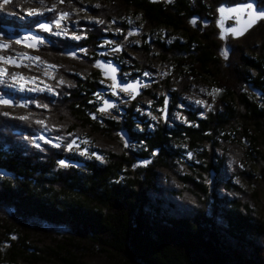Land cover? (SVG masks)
Listing matches in <instances>:
<instances>
[{"label": "trees", "instance_id": "obj_1", "mask_svg": "<svg viewBox=\"0 0 264 264\" xmlns=\"http://www.w3.org/2000/svg\"><path fill=\"white\" fill-rule=\"evenodd\" d=\"M252 1L106 0L107 8H95L110 23L131 8L148 30L172 28L187 37L133 47L141 58L157 51L153 60L172 67L170 80H158L156 87L177 104L198 77L220 90L217 107L184 111L189 125L159 120L150 129L133 105L120 118L98 111L104 79L95 61L109 58L98 50L104 37L112 38L114 24L108 33L92 28L80 39H64V47L58 37L46 36L38 54L57 66L55 92L20 93L27 119L1 109L9 115L0 114V264H264V220L250 203L222 191L229 187L222 176L225 158L213 153L223 143L240 147L242 160L257 163L264 179V153L258 150L264 137V21L243 38L228 39L227 58L214 23L219 7ZM256 1L264 7V0ZM42 20L44 15L20 20L0 14V43L17 49L7 29L39 31ZM203 20L212 24L201 28ZM255 33L260 36L252 42ZM68 46L82 50L86 60L78 63L57 51ZM141 62L135 59L139 71L131 77L148 71ZM147 93L161 104V97ZM72 139L86 141L88 153L68 151ZM180 145L190 151L185 159ZM245 166L242 174L251 176Z\"/></svg>", "mask_w": 264, "mask_h": 264}, {"label": "rangeland", "instance_id": "obj_2", "mask_svg": "<svg viewBox=\"0 0 264 264\" xmlns=\"http://www.w3.org/2000/svg\"><path fill=\"white\" fill-rule=\"evenodd\" d=\"M0 2H2V0H0ZM256 2L258 3V1ZM105 3L108 4L106 0H62V2L61 0H43V3H41V0H12L11 3L5 5L3 8H0V14L4 15V17L14 16L16 19L21 20L32 17L27 15V11L30 9H36L40 13L39 15H44L47 20H42L40 23L49 24L51 31L44 32L42 30L36 31L20 29L18 32L13 34V29L8 28L7 31L10 33L8 36L12 38L14 42L21 40L22 43H16L21 47L18 46L17 49H14L9 44L8 49L0 50V55L5 57H15L17 63H21L22 65L26 64L28 67H15L12 64H3L2 62H0V67H4L8 74L15 72L29 78L27 87L35 86L43 88L45 85L51 87V83L54 82V77L57 76V66L50 61L51 58L48 57L47 54H38V50L40 51L44 48V44L48 41L46 36L53 35L54 37H58L57 40L59 41L56 42L59 46L64 47L63 44L66 45V43L63 42L64 39L72 40L77 36L80 38L84 37L86 35V31L91 30L92 28L100 29L103 33H108L110 32V29H112L110 26L114 24L119 31L116 29L115 32H111L113 34L112 38L104 37L98 50V53L109 58L99 57L95 61L96 67L102 72V77L104 79L102 82L104 89L98 93L95 100L96 104L98 105V108H100L104 106V101L107 100L111 105H113V107H110L107 111L103 112L106 116L120 118L121 115L125 113V107L133 105L134 113H136L139 117H143V121L147 122L148 127L152 129L156 126L159 120L168 122L169 124H173V122L186 123L187 125L191 124L188 119V115H186L184 111L191 110L190 107L204 109L205 111L209 110L207 107L198 105L196 103L197 100L204 101L206 104L211 105L212 108L217 107V103H219L218 92L213 93V95H209V93L213 92L214 88L212 87V82L206 77H198L188 82V91H183L178 98V104L172 101L171 95L166 93L162 87H156L159 84L158 80L169 79L168 77L171 75L172 67L164 65V63L160 61L161 59L153 60L158 56L157 51H151L150 55L147 54L141 58V54L133 47L140 46L142 41H146L153 46V41L155 40L164 41L167 45L176 40L185 42L187 37L184 34L180 31H175L172 28L164 27L148 30V28L144 26L140 14L134 12L131 8L124 10V14L118 17V20H116L117 22H107L105 18H102V16L99 17L98 14L95 13L96 5L107 8L106 6L108 5ZM53 5H55V9L53 11H48L47 9L52 8ZM61 12L68 13V17L61 21V27L58 29L56 28L54 21L58 18L59 13ZM245 12L246 11H242L239 14ZM239 14L226 11L223 15L220 13L219 16H217L218 18L216 17L217 20L214 22L216 28L221 33V36H223V38H221L223 46L225 45L224 50L221 51V55L223 57H225L224 53L226 52V43L228 39H237L230 35V28L232 25L236 24V18ZM97 21H103V23H97ZM208 23L211 22L203 20L201 28H204ZM191 25L197 27L193 21H191ZM259 30L261 35H264V25L260 27ZM249 31L242 37H239V39L246 36ZM57 32L60 34L57 35ZM31 36L39 37L43 43L36 44V48L31 46L26 47L25 45H27V43L31 40H25L24 38ZM257 36H260V34L256 35L255 33L254 36H252L251 41L255 42L257 40ZM11 45L13 46V44ZM114 49L119 50L114 51ZM57 51L67 56L75 57V59L78 60V63L86 60L84 52L80 49H74L68 46L63 51L58 49ZM42 55L46 56L42 57ZM26 57H39L40 59L38 61H32ZM135 59L142 61L141 63H145L148 71L141 72L138 77H131V74L139 71V69H137L134 65ZM98 63L99 66H97ZM112 63L116 64L118 69L117 74H119L124 80L134 82L139 81L141 83L139 91H122V89L116 85L113 87L115 84L114 81L104 77V69ZM50 66L55 67L53 68ZM172 76L173 78L176 77V75ZM31 78H35V80L33 81ZM179 80L180 78L177 82H179ZM12 84L13 81L9 75H6L3 80L0 81V97L7 99L10 102H14L13 106H6V108L3 107L4 105H0V114L4 116L3 113L5 112L3 110H5L18 117H27L26 111L23 110V108L26 107L20 108L19 106V104L24 103L25 95L20 96L19 94L33 91H19L18 86L12 87ZM178 84L180 83H177V86ZM175 87L176 86L173 85L172 90H175ZM113 91L116 92V95H112ZM147 91H149L150 94H155L157 98L161 97V104H156L148 98ZM249 91L251 94L254 90L250 88ZM34 92L42 93L43 91ZM53 92H55V90H53ZM213 96L215 98H213ZM166 101L167 103H165ZM153 117H156V119H153ZM33 120L40 121V119L36 118ZM136 123L141 124L139 118H136ZM54 124L57 126L56 122H54ZM59 124L60 126L64 125V121L63 123L59 122ZM73 141H75V145L70 152L77 151L81 153H88L90 147L84 140L72 139L70 143ZM259 142L258 150L260 153H264V137L261 135ZM122 143L124 146L127 144V147H125L128 149L133 146L126 134H124ZM180 146L183 148L180 153L184 155L185 159V155L189 156L190 151L187 150L185 145ZM213 153L217 155L222 154L225 158V174L222 176L225 175L224 179L226 177L229 180V187L222 191L231 197L236 196L237 198L250 203L258 217L264 220V179L257 176L260 172L258 164L242 160L243 150L231 143H223V145L213 148ZM191 160L196 163L193 157ZM140 163V161H137L136 165H139ZM245 165L249 167L248 170L251 172V176H245L242 174V171L245 170ZM262 165L264 166V163ZM182 169L184 168H181V170ZM249 180H254L255 183H251ZM210 184L214 185L213 178L210 180Z\"/></svg>", "mask_w": 264, "mask_h": 264}, {"label": "snow or ice", "instance_id": "obj_3", "mask_svg": "<svg viewBox=\"0 0 264 264\" xmlns=\"http://www.w3.org/2000/svg\"><path fill=\"white\" fill-rule=\"evenodd\" d=\"M11 2H12V0H2V2H0V8H3L5 5H7V4L11 3ZM61 2H62V0H61ZM41 3H43V0H41ZM96 7H99V5H96ZM54 9H55V5H53L52 8L47 9V10L48 11H53ZM217 11L219 13H221L222 15L226 11L230 12V13H237V14H239L242 11H246L247 12V14L249 16L248 23H247V25L245 27H243L241 29H238V30H234L233 34L236 35V36L243 35V33L247 30V28L251 27L257 20H264V10L258 11L250 3L249 4L240 5L237 8H225L224 6H221V7H219L217 9ZM39 14L40 13L36 9H30V10L27 11V15H29V16H36V15H39ZM67 17H68V13H66V12L59 13L58 18L54 21L56 28L59 29L61 27V21L65 20ZM97 23H103V21H97ZM193 23H195V21H193ZM38 27H39L40 30H42L44 32L51 31L50 25L46 24V23H39ZM117 31H119V29H117ZM56 34L59 35L60 33L57 32ZM74 38L75 39H79L80 37L77 36V37H74ZM221 38H223V36H221ZM24 39L25 40H31L33 42L32 45H25L26 47L35 46L36 44L43 43V41L39 37H36V36L25 37ZM15 43L20 44V43H22V41L21 40H17ZM8 48H9V44L0 43V50H6ZM118 50L119 49H114V51H118ZM224 55H225V58H227V52H225ZM26 58L29 59V60H32V61H38L40 59L39 57H26ZM0 62H2L3 64H12L15 67H21V66L28 67V65H26V64L22 65L21 63H17L16 58L12 57V56L5 57V56L0 55ZM97 66H99V63L97 64ZM50 67L54 68L55 66H50ZM111 70L113 72L115 71V69H111ZM6 75H9L10 78L12 79V81H13V84L11 86L12 87L18 86V90L19 91L27 90V91H33V92L34 91H48L50 93L53 92L52 87L47 86V85H45L43 88H39V87H35V86L27 87V83H28V79L29 78H26L23 75H21L19 73H15V72H13L11 74H8L4 67H0V81H2L3 78ZM31 79L33 81L35 80V78H31ZM113 87H115V84L113 85ZM129 88H132V85H126L122 89V91H127ZM219 91H220L219 89H213V92L209 93V95H213V93H216V92H219ZM112 95H116V92L113 91ZM213 98H215V97L213 96ZM165 103H167V101ZM196 103L198 105L202 106V107H207L209 110H211V105L206 104L204 101L197 100ZM13 104H14V102H10L9 100L0 97V105L13 106ZM19 106L20 107H27V104L25 103V104H21ZM37 107H47V105H39L38 104ZM110 107H113V105H111L107 100H105L104 101V107L98 109V111L103 113ZM3 115L4 116H8L9 114L7 112H5V113H3ZM92 118L96 119V116L93 115ZM20 119H27V117H20ZM153 119H156V117H153ZM37 123L43 125V121H37ZM40 139L43 140L44 138L40 137ZM122 139H123V137H122ZM44 142L48 143L49 141L45 140ZM85 143H87V142L85 141ZM74 145H75V141H73L72 143L68 144L67 149L69 151H71L73 149ZM35 146L39 147V145H35ZM125 146L127 147V144ZM53 147H59V144H54ZM81 154H84V153L82 152ZM93 155H95V154L93 153ZM152 155H157V153L153 152ZM96 159H101V157L100 156H96ZM148 163H150V161H145L144 162L145 165L148 164ZM59 165L61 167H67L68 166L65 163V161H63V160L59 161ZM12 239H15V237H12Z\"/></svg>", "mask_w": 264, "mask_h": 264}, {"label": "water", "instance_id": "obj_4", "mask_svg": "<svg viewBox=\"0 0 264 264\" xmlns=\"http://www.w3.org/2000/svg\"><path fill=\"white\" fill-rule=\"evenodd\" d=\"M258 11H261V10H264V7H260L259 4L256 2V1H252L251 3ZM248 19H249V16L247 14V12L245 13H241L237 16L236 18V24L232 25L231 28H230V35L233 36L234 38H239V37H242L243 35H245L249 30H251L253 27L256 26V24L260 21V20H257L251 27H248L247 30L243 33V35H239V36H236L234 35V30H238V29H241L243 27H245L248 23ZM33 42L30 41L27 43V45H32ZM33 48H36V45L35 46H31ZM73 52V51H71ZM110 66V67H109ZM109 66H107L104 70H105V73H104V77L106 79H109V80H113L115 85L121 89H123L126 85H132V88H129L127 91H139V86H140V82H134V81H127V80H124L119 74H117V66L116 64H110ZM111 69H115V71L113 72ZM104 107V106H102ZM100 107V108H102ZM99 108V109H100ZM108 110V109H107ZM106 110V111H107Z\"/></svg>", "mask_w": 264, "mask_h": 264}, {"label": "bare ground", "instance_id": "obj_5", "mask_svg": "<svg viewBox=\"0 0 264 264\" xmlns=\"http://www.w3.org/2000/svg\"><path fill=\"white\" fill-rule=\"evenodd\" d=\"M260 21H261V20H260ZM257 24H258V23H257ZM257 24H256V25H257ZM237 39H238V38H237Z\"/></svg>", "mask_w": 264, "mask_h": 264}]
</instances>
